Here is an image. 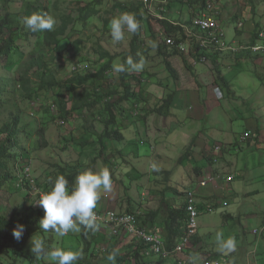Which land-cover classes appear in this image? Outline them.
I'll return each mask as SVG.
<instances>
[{
	"label": "crops",
	"instance_id": "0c3cea01",
	"mask_svg": "<svg viewBox=\"0 0 264 264\" xmlns=\"http://www.w3.org/2000/svg\"><path fill=\"white\" fill-rule=\"evenodd\" d=\"M83 1L87 2L89 0ZM158 1L152 6V11L154 10V16L152 17L145 13L141 0H135L126 4L128 6L116 7V12H119L118 15H112L111 13L110 18L105 20L109 22L125 12L134 14L136 19L141 21V37L145 46L151 49V37L160 31L159 25L153 20L158 19L154 18L155 16L162 15L164 21L174 26L189 25L204 6V4L199 6L197 4L198 0ZM229 1L220 6V12L217 16L218 24L222 29L228 17H231V20L235 17L237 19L241 17L237 11L241 8L243 0H236V3H233V0ZM235 4L238 6L236 9L234 8ZM159 6L164 10L162 14L158 9ZM34 11L36 12L35 9ZM104 12H100L99 9L97 13L103 14ZM242 16L245 17V14ZM149 23L152 25L153 31L150 29ZM106 27L103 24L98 30L103 32L104 35L110 33V27L108 26L109 29H106ZM237 33H235L236 36H241ZM251 39H253L252 34L249 44L253 43ZM129 42L130 40L128 46ZM101 48L112 56L108 50L102 46ZM21 50L24 52L29 51L26 45ZM153 51L156 53L155 48L149 50L144 69L137 72L141 73L140 78H138L141 80L140 88L130 89V92L137 93L136 98L119 101L123 96V87L119 83L118 72L115 71V67L120 65V58L123 54L115 56L116 58L112 61L111 68L105 77L94 81L92 86L89 84L81 85L74 92H68L62 98L66 102V125L63 128H58L60 143L58 139L57 142L59 143L58 150L60 154L63 153V156H67V159L64 158L62 164H60L61 161L59 164L53 163L51 173H47V179L51 178L52 172L57 169L58 165L65 168L69 173L78 172L79 174L89 169L93 172H99L107 168L113 181L112 191L103 192L101 190V198L96 209L135 215L139 227L157 234L165 244L167 241L165 220L170 209H177L184 203V193L188 190H195L196 197L199 196L203 200H208L213 198L218 188H221L215 182L210 184V189L206 193L197 191L196 188L200 189L198 187L200 180L211 175H215L217 180L223 177L222 174H218V168L214 169L215 165H210L205 160L204 154L211 155L210 150L215 145H220L223 149H230L232 143L236 142L243 133L250 134V138L245 141H252L256 136H260L257 126H240L243 129L242 133L237 134L234 142H226L223 137H226L228 128L232 125L227 126L220 112L214 110V106L219 105V103L213 90L218 87L222 99L240 97L243 92L237 94V90L241 92L243 89H238L236 86L237 83L242 86L239 77L248 65L246 62L249 61L253 65L254 77L257 78L262 94H264V55L247 52L218 53L213 56V62L208 60L205 63H199L188 68L187 63L183 62L180 56L172 54L165 57L175 73V76L171 77L166 71L163 58L159 57L157 53L159 68L155 71L147 70V63H149L147 59ZM7 58L0 59V77L9 79L16 78L19 75L22 76L23 64H20L22 55L15 51L14 58L18 59L15 66H11L10 58ZM85 58L88 59V55ZM95 60L96 63L85 64L88 66L86 72L79 75L100 71L108 64L109 59L99 60L97 54ZM53 68L54 65H52ZM130 83L132 84V82H126L125 85L129 86ZM103 84H106V86H103ZM86 89L91 92L92 100L95 98L96 93L103 94L107 93L108 90L112 92L117 90L118 93L115 92L116 95H113L109 101L117 100L118 103L106 108L107 104L100 101L92 107L83 108L80 103H75V101L78 95ZM170 93L173 94V99L168 115L161 116L153 113V109L160 99ZM55 99L53 97L50 101H55ZM87 100L88 103H91L89 98ZM208 104L210 107H208ZM38 110H35V113H38ZM133 111L138 112L137 117L134 116L135 112ZM39 114L40 117H43L41 113ZM43 118L46 122L50 119V116L48 114ZM203 124H205V127H202ZM105 132H115L117 136L105 135ZM219 137L224 142L218 141ZM147 140L151 144H148ZM191 143L193 144L191 150L186 152ZM32 144L31 142L28 149L30 155L35 149V145L32 146ZM141 146L146 148V151L141 152ZM31 149L33 150L31 151ZM180 150V156L175 157L172 155L173 151L178 153ZM223 156L225 155L222 153V158L219 159L220 162L224 161ZM175 160L178 166H182L187 173L186 188L179 184L180 188L175 189L171 184L173 175L170 171V165L175 166ZM38 206L34 208V211L39 212L40 208ZM197 207L200 210L203 205L198 203ZM214 207L215 205L204 206L203 211L206 212L209 208L213 209ZM98 225V231L92 232L90 230V239L99 245L100 252L107 255L115 252V264H135L136 260H134L132 254H134V250L138 248L139 244L137 245L136 241L122 231L112 234L108 226ZM183 231L180 233V237ZM177 236L174 244L180 238ZM195 238L197 244L194 243L195 246H193L192 240V245L188 250L190 260L187 261V264L199 263L204 258L203 254L198 255L195 253L194 248L196 249L199 242L198 235ZM196 250L199 251V249ZM200 251L209 254L203 250ZM93 259L95 258L93 257ZM138 260H142L139 264H175L171 258H161L156 255L142 256V259L138 258ZM94 263L112 264L107 258L100 262L96 260Z\"/></svg>",
	"mask_w": 264,
	"mask_h": 264
},
{
	"label": "rangeland",
	"instance_id": "374dc122",
	"mask_svg": "<svg viewBox=\"0 0 264 264\" xmlns=\"http://www.w3.org/2000/svg\"><path fill=\"white\" fill-rule=\"evenodd\" d=\"M100 1L101 4L95 5L93 8L94 10L100 9V12L105 11L103 14L91 16L87 21L86 28L76 27V32H72L71 26H69L67 37L71 33L75 35L69 39L65 37L61 45L54 51L45 54L47 62L52 63L54 68H61L60 73L59 70L53 69L57 79H69L70 73L68 71L70 68L67 67L79 64L77 61L80 60V56L85 58L88 55V59L84 62L86 64L96 63L97 45L108 50L114 57L122 55L125 53V50H128V41L131 40L132 33L125 31V39L119 44H114L109 32L104 35L98 29L102 27L105 19L108 20L110 18L111 13L112 15H118L119 12H116V7L128 6L126 4L135 0ZM216 2L220 10V6L226 1ZM234 2L236 3V0H233ZM35 3L36 0H23L21 3L18 1L13 5L10 4L9 9H13L16 6L14 10L18 12L20 11V7H22V10H25L27 6L30 8ZM43 3L47 4L49 15L53 16L56 20L55 29L60 24L61 16L69 15L72 19H76L78 9L85 4V1L44 0ZM241 4L242 6L239 5L241 8L237 11L241 17L236 20V23L239 21L243 23L242 28H240L241 36L235 35L236 23L231 20V17L227 18L223 30L226 32L227 41L236 40V42L245 45L249 44L252 33L264 30V0H243ZM237 7L235 4L234 8L236 9ZM243 14H245V17L242 16ZM109 24L110 21L106 24V29H109ZM26 30L27 28L23 31ZM32 40L33 38H31V42ZM77 40L82 41L81 47L84 51L79 56H73L71 49L68 50V48H72ZM30 47L31 45L27 46V49L30 50ZM74 59L75 62L72 61ZM147 62H149L147 63L148 71H155L159 68V57L155 51L150 53ZM246 63L248 65H246L245 70H243L239 77V80L242 81V86L239 83L236 86L238 89H243L241 92L237 90V94L243 92L241 96L217 100L219 105L214 106V110L220 112L227 126L232 125V127L228 128L226 137H223V139H226V142H234L237 134L242 133L243 129L240 126H257L260 136H256L252 141H245L241 144H237L239 140H236L235 144L232 143L231 148L224 152V161H218L215 163L216 167H214V169L218 168V174L223 175V177L221 176L222 178L216 181L217 185L221 188H218L213 198L208 200L195 196V203L203 205L198 210L197 235L199 242L196 249H199V251L194 248L195 253L205 256L200 251L203 250L209 254L216 255L217 258L224 260L226 264H264V94H262L263 92L260 89L257 78L255 79L254 77L253 65L249 61ZM105 85L103 84V86ZM1 86L2 77H0ZM4 107H0V127L4 123H11L14 114H18L21 110V114L19 113L20 118L21 120L25 118V120L19 126L20 130L22 129L18 135L19 143L29 152V145L32 142L35 145V149L30 155L31 163L28 165H24L23 161H20L19 156L15 159V163L17 162L16 168H14L12 158L7 160L9 178L5 183L0 185L2 211H5L4 215L7 218L15 214L18 219L26 215H32L31 217L34 219L38 213L43 218L44 210L40 206H38L40 208L39 212L35 210L32 213L34 208L39 205V200L37 199L39 195H36L33 190H31V193H27L26 191L14 192L12 195H9V198L7 197L8 200H6L3 192L6 191L7 196V194L13 191L18 176H23L22 166L24 168L30 167V172L32 171L36 182V185H34L36 188L46 185V181L48 180L47 173H51L52 171L51 165L53 163L59 164L60 161V164H62L63 159H67V156L64 157L63 153L60 154L58 150L60 143L58 128L60 127L55 123H49L47 130L43 135L39 136L37 129L41 126L42 119L39 113H35V110L41 109L40 101H34L31 104L24 102L18 97L10 96V101L8 100L4 104ZM208 107H210L209 104ZM12 111L14 114H12ZM202 127H205V124ZM223 139L219 137L218 141L224 142ZM147 142L151 144L150 141L147 140ZM140 150L144 152L146 148L141 146ZM180 154L181 150L178 153L172 152V155L175 157L180 156ZM170 171L173 175V178H171L172 186L175 189H179V184H182L186 188L187 173L182 166H178L176 160L175 166L170 165ZM226 177H232L233 181H226ZM209 186L211 185L196 189L198 192L206 193L210 189ZM212 205H215L212 211H203L204 206L208 207ZM15 227L9 228L3 235L7 237L8 234L12 235ZM90 235V230L81 227L78 233H69L64 237H58L51 230L45 232L40 229L39 222L34 225L29 224L24 230L21 240L17 241L14 239L13 241L17 246H21V250L14 257L12 256L13 252H11L10 257H6L3 263L9 264L14 260L15 264H55L47 256L36 257L32 254L31 241L32 239H39L44 242L47 250L61 248L65 251L80 253V259L75 264H95L96 260L100 262L107 258L108 255L100 252L99 245L90 239ZM230 241L232 242L231 245H229ZM193 246H195L194 243Z\"/></svg>",
	"mask_w": 264,
	"mask_h": 264
},
{
	"label": "trees",
	"instance_id": "16d2710c",
	"mask_svg": "<svg viewBox=\"0 0 264 264\" xmlns=\"http://www.w3.org/2000/svg\"><path fill=\"white\" fill-rule=\"evenodd\" d=\"M18 1L21 3L23 0H0V59H4V58L6 59L8 57L10 58L9 60L11 66H15L16 62L18 63V59L14 58V53L15 51H18L20 55H22V59H21L22 61L20 60L21 62L20 64H23L22 76L19 75L16 78L12 77L9 79L5 77L2 78V86L0 87V107H4V104L8 100L10 101V96L18 97L22 99L24 102H28V103L34 102L35 100L40 99L42 97V99L40 100L41 109H39L37 112L41 113L43 117L48 116L49 114L50 119L44 122L45 121L44 118L41 117L42 119L41 126L39 127V129H37V132L40 136L43 135V133L47 130V125L49 123L56 124L55 118L50 113L49 102L51 98L53 97L56 98L55 101H52V104H54L57 110L60 112V117L66 119L67 116L65 113L66 102L62 98L66 94H68V92L69 93L74 92L81 85L89 84L90 86H92V83L94 81L105 77V75L108 73V71L111 68L112 61L116 57L110 56V54L104 51L100 47V45H97L98 48L97 54L99 56V60L101 59L103 60L105 58L109 59L108 64L105 67H103L100 71L96 73H87L85 75H79L86 72L85 70L88 67L87 65H85L86 63H84L86 62V58L80 56V60L77 61L79 63L77 65L79 66L77 67L76 70L78 71L76 72L75 70L70 72V69L72 67L77 66L76 64L71 65L68 71V73H70L69 79L66 80L57 79L56 73L53 69L59 70L60 73L61 68L59 69L58 67H55L52 69L51 63L47 62L45 59V54L47 52L54 51L59 45H61L62 41L65 39V37H67V31L69 29V26H71L72 32L77 31L76 27L86 28L88 23L87 21L90 19V17L98 14L97 13L98 10L96 9L94 10L93 7L95 5H100L101 1L89 0L85 2V4L78 9V14L76 19H72V17H69V15L61 16L60 24L57 26V28L53 29L52 31L35 32V33L31 32L28 29L26 31H23L26 28L24 26L23 19L24 17L33 14V12H35L34 9L36 10V12L49 14V9L47 4L43 3L44 0H36V3L33 6H30V8L27 6L25 10H22V8L20 7V11L17 12L14 10L16 6H14L13 9H9L10 4L13 5ZM212 1L215 0H198L197 4L199 6L204 4V6H202V8L198 12L199 13L201 12L203 7H205L206 3ZM143 8L148 16L150 17L154 16L153 15L154 10L149 11L144 6ZM158 9L161 12V14L164 12V10L160 8V6L158 7ZM154 18H158L153 20L159 25L160 31H158L156 34H154L153 37H151L152 42L156 44L155 47L156 53L158 54L159 57L163 58V63L165 64V68L169 76L174 77L175 73L172 70V68L169 66L168 61L165 59V57L171 56L172 54H176L183 59V62L187 63L186 65L188 66V68L192 67L193 65L190 64L186 58H183L182 54H180L175 49V46L166 45L165 41H163L159 37V34L162 33L165 38L172 37L178 43L182 41L181 40L183 36L182 27L174 26L169 22L164 21L162 15H159L158 17L155 16ZM236 20L237 17L233 18L232 21L236 23ZM138 21L141 24V21L139 19ZM77 22H79V24H77ZM107 22L108 21L104 20L103 24H105L106 26ZM191 23L189 25H184V26L189 27ZM237 24L238 22L236 23V29H235L236 33L238 32L237 34L241 35L242 33H240V29L237 28ZM149 26L150 29L153 31L152 29L153 27L150 23ZM141 31L142 30L140 26L138 31L135 34H132L131 40L129 42L128 50L120 58V64H125V61L129 56H131L135 61H139L141 58L145 60L147 54L149 53V50L154 49L153 47L150 49L145 46V43L141 37L142 36ZM259 31L261 30L252 33L253 39L251 40H253L252 41L253 43L248 45H244L241 43L239 44L242 46L255 45L257 43L256 38ZM74 35H75L74 33H71L70 35H68L67 39L71 38ZM31 38H33L32 42H31ZM224 40L225 42H229L226 39V34ZM81 43H82L81 40H77L75 41L74 46L72 48H68V50L71 49L73 56H79L83 53L84 50H82ZM24 45L26 46L31 45L30 50L28 52H24L21 50L24 47ZM245 52L257 54V55L262 54L261 52H257V53H253L251 51H245ZM218 53L223 54L224 52L210 53L204 48L199 49L196 47L195 49L194 48L192 49L190 54H191V58L197 60L199 64L201 63L199 62L201 59H205L206 62L208 60H211L213 62L214 61L213 56H216ZM72 61H75V59ZM125 67L127 66L125 65ZM140 74L141 73L133 72L130 70L122 73H118L119 83L123 87V92H122L123 96L119 99V101L128 100L129 98H136L135 96L137 95V93L130 92V89L140 88L141 80L138 79L140 78L139 77ZM126 82H132V84L130 83L129 86H126L125 85ZM91 91L93 92V90ZM115 92L118 93L117 90H115ZM115 92L108 90L107 93H103V94L96 93L95 98L92 100L91 92L89 91V89H86L80 95H78L75 103H80L83 108H89L101 101L107 104L105 106L106 108H110L118 103L117 100L113 102L109 101L113 95H116ZM93 93L95 94V92ZM86 97L89 98L91 103L87 102L88 100ZM172 99H173L172 93L166 94L164 97L160 99L159 103L155 105L153 109V113L161 116H167L170 109V105L172 103ZM133 112H135L134 116L137 117L138 112L137 111H133ZM19 113L21 114V110L19 111ZM12 114H14L13 111ZM18 114H14L11 123L9 122L4 123L2 127H0V185L2 183H5L9 178V175L7 173L8 159L10 158L13 159L14 168H16L17 162L15 163V159L17 156H19L20 161H23L24 165L26 164L28 165L29 163H31L29 159L30 153L27 150H25L23 146H21L18 140V135L22 130V129L20 130L19 126L21 125V122L25 120V118L21 120L20 114L19 115ZM105 135H109L112 137L117 136L115 132L112 133L105 132ZM238 140L239 141L237 144H240V137ZM33 145L34 144H32V146ZM192 146L193 144L191 143L190 146L187 147L186 152H189ZM216 147H219L220 155L214 154V150ZM32 150L33 149H31V151ZM210 151H211V155L204 154V158L210 165H215V163L220 161L219 159L222 158V153L225 154L224 152L227 151V149L225 148L223 149L220 145H215ZM213 157L216 158V161H213ZM22 168L24 167L22 166ZM60 175H63L68 180L69 190L75 187L76 177L79 175V173L78 172L69 173L66 171L65 168L57 166V169L52 172L51 178L48 181H46V185H43L42 189L46 192L51 191L56 178ZM26 188L28 189V187ZM21 191H24L23 187L20 186L16 188L15 186L13 191L10 192V194H7L6 196L7 193L6 191H4L3 194L6 200H8L9 195H12V193L14 192H21ZM185 193H184V198H185ZM2 208L3 207L0 204V264H4L3 262L5 261V258L10 257L9 255L11 254V252H13L12 256L14 257L17 255V252L21 250V246H17L16 244H14L13 235L8 234L7 237L3 234H5V232L9 228L16 226L17 224L23 225L24 228L26 229L29 226V224L34 225L41 220V216L39 213L37 214V217L34 219H32L31 217L32 215H26L25 217L18 219L15 214L14 216H10L9 218H7L4 215L5 211L3 212ZM33 212L35 211L33 210L32 213ZM165 223L167 230V238H166L167 241L165 242V246L167 249H172V247L175 245L174 240L176 236L178 235L177 237H180V233L183 230H185L186 213H185L184 203H182V205H180L177 209H170L169 214L165 220ZM193 243H197L196 238L193 239ZM137 245L138 248H136L134 250V254H132L134 260H136L135 264H139V262L142 261V260L137 261V259L138 258L142 259L143 250H144V244L137 243ZM204 258L206 259L217 258V256L212 254H208V255L205 254ZM9 264H15V261L13 260Z\"/></svg>",
	"mask_w": 264,
	"mask_h": 264
},
{
	"label": "built area",
	"instance_id": "2783aa9c",
	"mask_svg": "<svg viewBox=\"0 0 264 264\" xmlns=\"http://www.w3.org/2000/svg\"><path fill=\"white\" fill-rule=\"evenodd\" d=\"M158 0H141L142 5L152 11V6ZM216 1H229V0H216ZM216 1H212L205 4L204 9L192 20V23L189 27L181 26L183 36L182 41L176 42L172 37L165 38L162 33L159 34V37L165 41L168 46H175V49L182 54L183 58H186L190 64L193 66L197 65V60L191 58V51L194 48L206 49L210 53L213 52H224L228 54H235L239 52L251 51L253 53L261 52L264 54V32L259 31L257 34L255 45L242 46L239 42L231 41L225 42V34L223 29L218 24L217 16L219 15V7ZM159 2V1H158ZM161 3V2H159ZM243 24L241 21L238 22L237 28H242ZM263 40V41H262ZM199 62L205 63V59H201ZM79 65L74 66L70 69L75 71ZM78 70H76L77 72ZM106 86V85H105ZM214 94L216 99L221 100L222 94L218 87L214 88ZM34 103V102H33ZM32 103V104H33ZM50 113L56 120L58 126H65V121L60 117V112L57 110L54 104L49 103ZM250 138L249 133H243L240 136V144L245 140ZM215 155H220L219 147H216L214 150ZM213 161H216V158L213 157ZM24 181L28 187L29 193L31 190L36 195H39V199L42 194L46 193L42 187L36 188L34 186L35 180L31 176L30 167H25L23 170V179H20L17 183V187H23ZM217 181L215 175L208 176L203 180L198 182V187L203 188L207 187L210 184H213ZM226 181H233L232 177H226ZM195 190H188L185 193L184 198V207L186 213V225L185 230L183 231L181 237L178 239L172 249H167L164 242L161 238L155 234L146 231L145 229L137 225L135 215L133 214H123L117 213L115 211H99L95 209L97 216V224L105 225L110 228L112 234H117L119 231H122L129 235L137 243L144 244L143 256L149 257L151 255H156L161 258H171L175 264H187V261L190 260L188 256V250L192 245V240L197 236V217L199 214V209L195 203ZM213 209L209 208L207 212L212 211ZM196 264H226V262L219 258H203L201 262Z\"/></svg>",
	"mask_w": 264,
	"mask_h": 264
},
{
	"label": "clouds",
	"instance_id": "9594fccd",
	"mask_svg": "<svg viewBox=\"0 0 264 264\" xmlns=\"http://www.w3.org/2000/svg\"><path fill=\"white\" fill-rule=\"evenodd\" d=\"M23 23L28 30L35 33L52 31L56 20L49 14L36 12L24 17ZM109 27L112 42L119 44L125 39V31L135 34L140 28V23L134 14L125 12L114 17L110 21ZM151 47L155 48L156 44L152 42ZM144 65L145 60L143 58L135 61L129 56L125 64L115 67V71L118 73L128 70L140 72L144 69ZM35 101H40V99ZM62 119H64L66 125L65 118ZM31 176L33 177L32 171ZM20 179H23V176H18L15 184L16 188H18L17 183ZM26 187L27 185L24 181L23 190L29 193V189ZM112 187L111 173L107 168L99 172H93L90 169L85 170L76 177L75 187L71 190L68 188V180L63 175L58 176L51 191L42 194L40 199L39 197L37 198L39 206L44 210V216L39 221L40 229L45 232L51 230L58 237H64L69 233H78L81 230V226L92 232L98 231L99 225L96 222L97 216L94 210L101 198V190L103 192H111ZM24 230L23 225L17 224L12 232L14 239L20 241ZM231 244L232 242L230 241L229 245ZM31 252L36 257L47 256L55 264H75L80 259V253L78 252L65 251L61 248L47 250L44 242L39 239H32ZM107 259L112 264H115L116 253L109 254Z\"/></svg>",
	"mask_w": 264,
	"mask_h": 264
},
{
	"label": "bare ground",
	"instance_id": "6f19581e",
	"mask_svg": "<svg viewBox=\"0 0 264 264\" xmlns=\"http://www.w3.org/2000/svg\"><path fill=\"white\" fill-rule=\"evenodd\" d=\"M34 179V178H33ZM36 183V182H35ZM35 185V184H34Z\"/></svg>",
	"mask_w": 264,
	"mask_h": 264
}]
</instances>
